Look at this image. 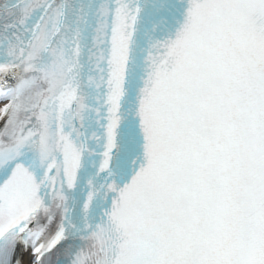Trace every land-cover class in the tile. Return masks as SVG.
<instances>
[{
	"label": "snow or ice",
	"instance_id": "snow-or-ice-1",
	"mask_svg": "<svg viewBox=\"0 0 264 264\" xmlns=\"http://www.w3.org/2000/svg\"><path fill=\"white\" fill-rule=\"evenodd\" d=\"M0 264H264V0H0Z\"/></svg>",
	"mask_w": 264,
	"mask_h": 264
}]
</instances>
